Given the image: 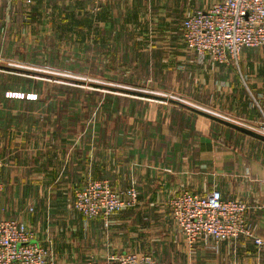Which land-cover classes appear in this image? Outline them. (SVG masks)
<instances>
[{"label":"crops","instance_id":"0c3cea01","mask_svg":"<svg viewBox=\"0 0 264 264\" xmlns=\"http://www.w3.org/2000/svg\"><path fill=\"white\" fill-rule=\"evenodd\" d=\"M198 1L197 9L208 4ZM183 3L180 7L188 6ZM163 28L159 0H0V60L19 61V55L38 49L59 54L64 63V55H74L76 68L88 69L78 63L91 54L98 66L92 69L114 85L152 89L164 85L159 71H167L174 86H189L177 75L187 70L192 94L185 95L221 115L199 109L262 133L264 47L245 48L239 67L214 68L207 59L193 74V61L200 62L196 53L186 48L173 23ZM0 73L8 80L19 74ZM9 90L22 92L10 84L5 97ZM4 94L0 218L25 221L45 245L50 236L57 264L104 263L127 252H149L159 261L181 264H264V244L252 237L219 244L202 237L189 246L169 205L183 190H218L224 199H242L250 227L264 241L263 140L143 92L115 93L125 99L123 109L113 104L88 112L79 104L71 110H20ZM90 180H108L118 190L136 185L139 203L113 213L108 226L103 217L88 220L73 203Z\"/></svg>","mask_w":264,"mask_h":264},{"label":"built area","instance_id":"2783aa9c","mask_svg":"<svg viewBox=\"0 0 264 264\" xmlns=\"http://www.w3.org/2000/svg\"><path fill=\"white\" fill-rule=\"evenodd\" d=\"M207 3L204 9L186 12L179 28L182 42L196 53L200 63L209 59L214 68L239 67L245 48L264 47V0H207ZM6 96L23 98L25 93L7 91ZM27 98L36 99L37 94L28 93ZM260 128L264 134V122ZM2 167L0 158V174ZM3 187L0 179V191ZM138 203L136 185L118 190L108 180H90L76 191L73 205L82 217L88 220L103 217L108 226L113 213L133 208ZM169 205L172 220L189 246H194L202 237L219 244L246 236L252 237L259 246L264 244L247 221L248 206L242 199H224L218 190L207 194L183 190ZM30 210L33 211V207ZM36 235L21 219L0 218V264H57L50 236L45 245ZM86 264L181 263L159 261L149 252H127L104 263L88 261Z\"/></svg>","mask_w":264,"mask_h":264},{"label":"rangeland","instance_id":"374dc122","mask_svg":"<svg viewBox=\"0 0 264 264\" xmlns=\"http://www.w3.org/2000/svg\"><path fill=\"white\" fill-rule=\"evenodd\" d=\"M184 1L185 4H188V6H181L180 7V3L181 0H159V30L162 29L163 27H165V24L169 25V22L174 24V29L175 28H179L181 27V22L186 14V12L191 11L192 9L194 10L195 6H192L194 3H201L198 0H182ZM190 2H194L193 4H191ZM183 3V4H184ZM201 4H196V10H198V6H200ZM183 7V8H182ZM186 8V10L184 9ZM202 9V8H199ZM177 12V13H176ZM164 17L169 18L168 21L167 20H162ZM170 16V17H169ZM171 27V26H170ZM164 29V28H163ZM180 35L181 32L179 30ZM36 52H32L30 54L27 55V57L22 55H19L17 58L19 59V61L17 60H0V65L2 66H9V67H13V68H17V69H21L24 70L23 72H16V71H12L14 73L12 74H16L19 73L17 75H15L16 78H13L11 80L8 79H4L3 81L8 82L9 84H11L12 86H17L20 82L19 78H24V77H31L34 80H39V76H33V75H27V70L29 71H33V72H37V73H44L45 75H52L53 77H65L68 79H73L76 81H84V83H94V84H99L102 83L103 85H107L109 87H114L117 90H133L135 92L138 93H148L151 95H158L159 97L162 98H167V99H175L178 101H181L183 103H186L190 106L196 107V108H203L205 109L206 106H204L201 103H197L196 101H194L193 99L188 98L186 95L189 94V92H191L192 94V86H190L191 81H189V71L187 70H181L179 71V73L177 74L178 77H184V80L189 83H186L185 86H174L175 84H173L171 78L169 76L164 75L167 71H164L161 73V71H159V82L164 83V85H160L159 89H152L151 86H125L124 84H117L114 85L115 82L109 80L108 78H103L102 75H99L97 72H95L92 67H96L97 65H95V63H93L92 61H90L91 59V54L88 56L89 61L86 62H79L78 65L80 64H86L88 66V69H84L85 67L82 65L81 68H76L77 67V62L74 59V57H69V55H64V61L65 63L62 61H60L59 59H56L53 61V63H51V61L55 58V56H50L49 54H44V53H39L38 49L35 50ZM194 60V59H193ZM45 61V62H44ZM102 65V64H101ZM98 67V66H97ZM202 68V63L198 62L197 60L193 61V64L190 68V72H192L193 74L195 73H200V69ZM189 70V68H187ZM1 70V69H0ZM95 73V75H94ZM118 74H120L119 72H117ZM171 71L168 72V74H170ZM174 73V77L176 76V71H173ZM19 75L21 77H19ZM105 76V75H104ZM120 75H117L115 77H119ZM177 77V76H176ZM177 77V79H178ZM5 78V77H4ZM43 81H45V83H48L49 85H44V91H46L47 88L50 87L51 84L54 83H61V81H57V80H47V79H43ZM72 86H78L74 83H69ZM32 85V84H29ZM100 85V84H99ZM83 87L85 89V91H91V90H95L98 91L99 93L105 94L108 93L106 90L103 89H98L96 87H92L90 85H83L80 86ZM125 87H129V88H125ZM19 89V88H17ZM34 89V88H33ZM21 90V89H20ZM10 91V90H9ZM31 93H35L37 94V91L32 90ZM117 94H120V91H116ZM186 94V95H185ZM96 97L93 99L92 104L96 103ZM87 98L84 96L83 93V102H84V108L87 109L88 102L86 101ZM169 105H172L171 103L168 102ZM80 106H82V104L78 106V108H80ZM207 111L211 110L210 108L205 109ZM213 112V115L219 116L221 115L220 112L215 111V110H211ZM210 111V112H211ZM211 112V113H212ZM216 113V114H214ZM224 115V114H223ZM154 232H157L159 234L158 230H154Z\"/></svg>","mask_w":264,"mask_h":264},{"label":"trees","instance_id":"16d2710c","mask_svg":"<svg viewBox=\"0 0 264 264\" xmlns=\"http://www.w3.org/2000/svg\"><path fill=\"white\" fill-rule=\"evenodd\" d=\"M50 56H55V58L51 61V63H53L54 60L59 59L60 55L57 53H51L49 54ZM70 57H74L75 56H70ZM45 62V61H44ZM0 68L2 70H6V71H16V72H23L24 70L21 69H16L13 67H9V66H2L0 65ZM94 70V69H93ZM97 72V71H95ZM98 73V72H97ZM103 74V73H102ZM27 75H33V76H39V80H34L31 77H24V78H19L20 82L16 88L21 89L22 92L25 93V96L23 98H14V97H5L4 92L6 91V89H8L10 87V84L8 82L3 81L4 80V76L2 73H0V81H1V86H0V99L2 101V94H4V98L5 99H14L16 101V105H18V108L20 110H29V111H33L36 109H40V110H71V109H75L76 104H82V106H80L81 109L85 110V112L87 111H92L95 109H100V108H104V109H110L111 106L114 104V108L116 107V109H123V103H124V98L123 97H115V93L116 91H120L121 93H125V94H134V95H144L138 92H134V91H126V90H117L114 87H109L106 85H99V84H94V83H84V81H76V80H71L65 77H53L52 75H45L44 73H37V72H33V71H27ZM19 77H21L19 75ZM16 78V77H15ZM43 79H49V80H57V81H61V83H54L51 84L49 88L46 89V91H44L43 86L45 85H49L48 83H45V81H43ZM69 83H74L78 86H72ZM32 84V85H29ZM83 85H90L92 87H96L98 89H103L106 90L108 93L102 94L99 93L98 91H95L94 89L91 91H85V89L83 87ZM37 91V95L38 96H43L45 95L46 97L44 99L41 98H37L36 100L33 99H29L27 98V92L34 90ZM3 91V92H2ZM83 93L84 96L87 98V102L88 105L87 109L84 108V102H83ZM64 96L62 98L56 99L54 100V98H56L57 96ZM96 97V103L92 104L93 99ZM159 100H163L162 97H159ZM165 100V99H164ZM0 101V102H1ZM17 101H19V103H17ZM3 102V101H2ZM1 102V104H2ZM169 102L174 104L176 106V110H180V111H191L192 113L197 114H203L204 112L196 107L190 106L186 103H183L181 101L175 100V99H169ZM206 115V114H205ZM87 117V114H85V118ZM79 119V118H78ZM181 119L183 120V117L181 116ZM214 119V118H212ZM75 120V119H72ZM216 120V119H215ZM218 121V120H217ZM184 132V129L181 128V133Z\"/></svg>","mask_w":264,"mask_h":264},{"label":"water","instance_id":"95a60500","mask_svg":"<svg viewBox=\"0 0 264 264\" xmlns=\"http://www.w3.org/2000/svg\"><path fill=\"white\" fill-rule=\"evenodd\" d=\"M204 114H206V115H208V116H210V117H212V118H214V119H216V120H218V121H221L222 123H225V124H227V125H229V126H231V127H234V128H236V129H238V130L244 132V133H247V134H249V135H251V136H254V137H256V138L261 139V140L264 141V134H263V133H260V132H258V131H255V130H253V129H249V128L245 127V126H242V125H239V124L233 123V122H231V121H228V120H225V119H222V118H219V117L213 116V115H209V114H207V113H204Z\"/></svg>","mask_w":264,"mask_h":264}]
</instances>
